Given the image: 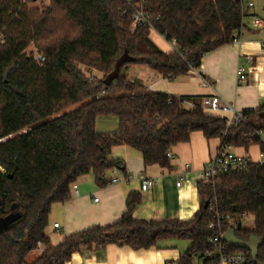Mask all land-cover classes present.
<instances>
[{
    "label": "trees",
    "instance_id": "trees-1",
    "mask_svg": "<svg viewBox=\"0 0 264 264\" xmlns=\"http://www.w3.org/2000/svg\"><path fill=\"white\" fill-rule=\"evenodd\" d=\"M26 5L27 0H0V219L14 205L21 214L0 231V264H66L84 250L160 249L170 240L188 241L179 263L194 264V255L201 258L213 249L214 236L230 229L240 240L255 237L262 243L255 257L246 249L228 251L264 264V165L255 163L212 183L198 181L200 207L193 219H137L142 195L132 192L126 211L110 225L65 236L58 245L46 234L53 205L71 199L78 179L92 175L102 188L109 185V171L125 172L124 162L111 158L115 147H131L142 154L145 167L165 169H171L170 150L195 132L219 139V151L259 146L264 153V104L242 111L243 121L228 127L226 117L201 107V97L155 92L126 75L130 66H146L174 82L199 71L205 55L236 41L247 16L244 0H51L41 15ZM136 7L150 16V26L132 29ZM152 30L175 43L174 51H161L150 38ZM32 42L43 63L27 55ZM124 53L133 62L106 86ZM79 66L103 77L86 76ZM100 116L116 117L118 130L98 133ZM247 216L254 218L252 230L242 227Z\"/></svg>",
    "mask_w": 264,
    "mask_h": 264
},
{
    "label": "crops",
    "instance_id": "crops-1",
    "mask_svg": "<svg viewBox=\"0 0 264 264\" xmlns=\"http://www.w3.org/2000/svg\"><path fill=\"white\" fill-rule=\"evenodd\" d=\"M253 3L244 19L237 41L224 46L202 59L201 68L170 82L151 71L146 66H130L126 75L130 80L142 82L150 90L179 97H204L216 94L237 111L253 110L264 104V26L255 27L252 17L264 21V0H244V7ZM151 40L163 52L174 51V44L168 43L156 31H151ZM252 60L248 80H238L237 69L248 67ZM206 79L213 89L203 87ZM192 109L194 103H187ZM225 117L224 114H218ZM119 122L114 116H100L96 121L98 133H114ZM220 140H207L201 132L191 134L190 141L174 146L170 150L173 156L171 169L153 165L145 167L142 154L137 150L120 146L112 150L111 158L122 160L125 172L109 171L106 180L109 185L99 187L92 175L78 179L71 190V199L65 203L53 205L49 215L46 234L52 245H58L65 236L82 232L94 226H107L118 221L126 211V199L132 192L142 195V204L134 216L145 220H190L200 207L197 183L199 174L209 159L219 152ZM230 152L238 156H250L258 160L259 146L248 151L243 148H231ZM190 170H185V165ZM185 176V178H184ZM150 178L154 185L148 190L141 189L142 179ZM118 179L117 183H111ZM182 180V181H181ZM181 181V185L177 183ZM97 200V201H96ZM59 224L58 228H54ZM160 249L132 250L128 247L108 246L103 251L84 250L74 253L66 264H169L179 261L189 249L190 243L170 240L160 244ZM43 249L38 250L39 254ZM197 264V262H194Z\"/></svg>",
    "mask_w": 264,
    "mask_h": 264
},
{
    "label": "built area",
    "instance_id": "built-area-1",
    "mask_svg": "<svg viewBox=\"0 0 264 264\" xmlns=\"http://www.w3.org/2000/svg\"><path fill=\"white\" fill-rule=\"evenodd\" d=\"M23 3L25 0H19ZM128 4L130 1H127ZM254 7L253 3H248L245 8L246 14L248 11ZM253 25L255 27L264 26V21L256 16L252 17ZM151 19L150 16L142 10L141 7H136L133 15L132 28H140L150 26ZM237 41V39H236ZM235 41V42H236ZM175 44V43H173ZM34 60L38 63H43L45 61L44 57L41 54H36ZM249 66L243 67L240 66L237 69L238 80L241 83H245L248 80V75L250 73L252 60H249ZM191 73H196V71H192ZM202 85L205 88L213 89V85L210 81L203 79ZM201 107L211 113V114H224L227 119V126H237L243 121V114L240 111L235 110L232 106L227 104L222 100V98L216 94L212 96H208L204 98L202 101ZM262 135V141L264 142V133H260ZM168 157L170 159L173 156L169 153ZM252 163L264 165V153L260 152L258 156V160H253L250 156H238L229 151V149H224L219 151L214 157L209 159L205 164L204 168L201 170L199 174V181H202L206 184L214 182L218 176L221 174L229 173V172H238L247 170L248 166ZM185 170H190V165H185ZM185 178V176H184ZM182 181V180H181ZM181 181L177 183V186L181 185ZM118 179H113L111 183H117ZM154 185V181L150 178L144 177L142 179L141 189L143 191L148 190L150 187ZM97 201V200H96ZM224 219V218H221ZM226 219H229L227 216ZM220 225V223H219ZM59 224H55L54 228H58ZM210 229L215 228V224L209 225ZM225 232L219 231L217 233L212 243L214 244L212 250H208L205 254L199 258L197 255H194L193 259L197 264H252V258L249 254L243 252L232 253L228 251V244L224 240ZM169 264H180L179 261H172Z\"/></svg>",
    "mask_w": 264,
    "mask_h": 264
},
{
    "label": "water",
    "instance_id": "water-1",
    "mask_svg": "<svg viewBox=\"0 0 264 264\" xmlns=\"http://www.w3.org/2000/svg\"><path fill=\"white\" fill-rule=\"evenodd\" d=\"M133 58L128 54L124 53L116 62L115 68L104 80L106 86H110L120 76L121 69L126 65L133 62ZM207 202L205 207H208ZM21 217V214L17 212V205H14L11 209V213L4 218L0 219V231H6L10 226L17 222ZM224 240L230 248L246 249L252 253L253 257L256 256L258 248L260 247L262 240L252 237L249 241H243L236 237L233 230H228L224 235Z\"/></svg>",
    "mask_w": 264,
    "mask_h": 264
},
{
    "label": "rangeland",
    "instance_id": "rangeland-1",
    "mask_svg": "<svg viewBox=\"0 0 264 264\" xmlns=\"http://www.w3.org/2000/svg\"><path fill=\"white\" fill-rule=\"evenodd\" d=\"M27 10L29 12H35L38 13L39 15L45 13L50 7H51V0H27ZM58 16H61L62 13H57ZM134 29V28H132ZM37 44H35L34 42H32L29 46V48L27 49L26 53L28 56H36V54H41L39 52V49L37 48ZM42 55V54H41ZM79 68L81 69V71L86 75V76H92L95 78H102L103 77V73L96 70V69H90L88 67L85 66H79ZM140 82V81H139ZM142 83V82H141ZM242 227L244 229H249L252 230L254 228V218L251 216H247L243 219L242 221ZM179 241H183V240H179ZM185 242V241H183ZM188 242V241H186ZM39 255V252L36 250L34 251L30 257L28 258V261H33L34 259H36Z\"/></svg>",
    "mask_w": 264,
    "mask_h": 264
}]
</instances>
